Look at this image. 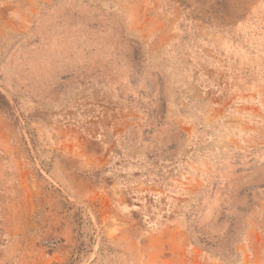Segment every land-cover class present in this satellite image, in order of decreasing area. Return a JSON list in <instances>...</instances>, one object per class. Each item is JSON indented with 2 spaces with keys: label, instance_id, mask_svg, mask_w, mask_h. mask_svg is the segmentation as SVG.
Here are the masks:
<instances>
[{
  "label": "rangeland",
  "instance_id": "1",
  "mask_svg": "<svg viewBox=\"0 0 264 264\" xmlns=\"http://www.w3.org/2000/svg\"><path fill=\"white\" fill-rule=\"evenodd\" d=\"M0 264H264V0H0Z\"/></svg>",
  "mask_w": 264,
  "mask_h": 264
},
{
  "label": "trees",
  "instance_id": "2",
  "mask_svg": "<svg viewBox=\"0 0 264 264\" xmlns=\"http://www.w3.org/2000/svg\"><path fill=\"white\" fill-rule=\"evenodd\" d=\"M0 98H3V97L0 96Z\"/></svg>",
  "mask_w": 264,
  "mask_h": 264
}]
</instances>
